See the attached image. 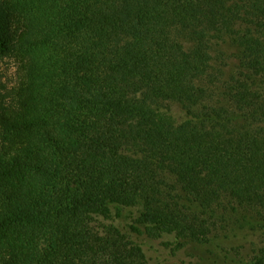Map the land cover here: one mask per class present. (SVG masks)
I'll use <instances>...</instances> for the list:
<instances>
[{
	"label": "trees",
	"instance_id": "1",
	"mask_svg": "<svg viewBox=\"0 0 264 264\" xmlns=\"http://www.w3.org/2000/svg\"><path fill=\"white\" fill-rule=\"evenodd\" d=\"M7 57L0 264H264V0H0Z\"/></svg>",
	"mask_w": 264,
	"mask_h": 264
},
{
	"label": "rangeland",
	"instance_id": "2",
	"mask_svg": "<svg viewBox=\"0 0 264 264\" xmlns=\"http://www.w3.org/2000/svg\"><path fill=\"white\" fill-rule=\"evenodd\" d=\"M0 77L8 88L15 84L16 79V64L11 58L0 59ZM136 209H124L123 216L125 220L130 222L129 218L132 215V211ZM133 211V212H134ZM242 237V236H241ZM145 249L148 255V264H206L204 260H207L206 255L201 254L196 258L187 257L186 255H180L179 257H173L169 252L165 251L160 241H150L145 245Z\"/></svg>",
	"mask_w": 264,
	"mask_h": 264
}]
</instances>
